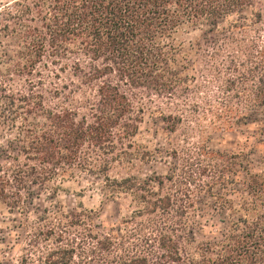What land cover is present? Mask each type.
I'll use <instances>...</instances> for the list:
<instances>
[{
	"label": "trees",
	"instance_id": "trees-1",
	"mask_svg": "<svg viewBox=\"0 0 264 264\" xmlns=\"http://www.w3.org/2000/svg\"><path fill=\"white\" fill-rule=\"evenodd\" d=\"M85 177L121 220L52 202ZM0 203V264H264V0H0Z\"/></svg>",
	"mask_w": 264,
	"mask_h": 264
},
{
	"label": "rangeland",
	"instance_id": "rangeland-1",
	"mask_svg": "<svg viewBox=\"0 0 264 264\" xmlns=\"http://www.w3.org/2000/svg\"><path fill=\"white\" fill-rule=\"evenodd\" d=\"M139 138L151 140L153 145H165L166 135L162 130L160 122L154 123L146 118L145 122L140 127ZM244 136L239 132L218 134L209 143V147L219 151H226L229 153H237L244 148ZM250 154V162L254 168L258 167V151H253ZM166 166L160 162H151L150 164L142 167L144 174H150L152 171L164 172ZM99 182L95 178L85 177L80 184L69 183L65 187L69 190L70 194L66 195L61 193L56 199H52L65 209L70 210L75 207L76 200L71 195L78 193L81 188L85 189L79 201L86 209L98 210L100 214V221L105 226L115 224L126 214L125 204L119 201H103L99 186L93 183ZM103 201V202H102ZM49 199L45 195H41L39 199H34L33 204L28 208V220L33 221L42 214V210L49 207ZM24 220V216L19 211L10 212L9 209L0 203V257L10 259L13 262L19 255V246L17 236L21 233L19 224Z\"/></svg>",
	"mask_w": 264,
	"mask_h": 264
}]
</instances>
